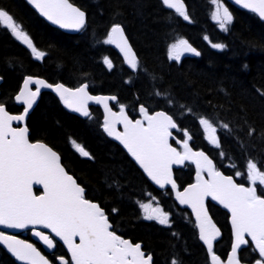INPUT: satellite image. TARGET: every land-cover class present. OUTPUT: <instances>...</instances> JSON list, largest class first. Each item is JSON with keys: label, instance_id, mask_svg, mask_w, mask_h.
Here are the masks:
<instances>
[{"label": "trees", "instance_id": "trees-1", "mask_svg": "<svg viewBox=\"0 0 264 264\" xmlns=\"http://www.w3.org/2000/svg\"><path fill=\"white\" fill-rule=\"evenodd\" d=\"M70 1L87 14L86 26L76 34L50 26L24 0H0V8L45 53L37 58L0 24V104L10 112L21 111L13 97L25 75L69 86L86 82L92 93L116 95L131 115L139 105L149 111H166L178 124L172 140L175 146L178 140H188L193 148L205 150L224 173H244L235 175L239 182L249 185V159L264 171V23L254 13L221 0L232 14L225 30L212 18L211 0H184L188 20L167 9L161 0ZM113 24L124 28L134 47L136 70L128 68L106 42ZM179 39L191 42L199 55L170 59L169 48ZM91 109V116L82 119L67 112L52 93L43 92L28 117L30 138L44 141L61 155L63 165L85 188V197L105 209L113 230L142 242L154 264H171L173 258L180 264H209L187 209L176 204L170 190L153 187L102 130L100 108ZM201 118L213 123L219 147L206 139ZM250 129H255L252 135ZM73 141L89 156L79 154ZM175 178L181 187L192 183V165L175 170ZM149 199L169 213L168 225L144 219L140 204ZM208 208L223 232L215 251L224 259L230 246L226 216L210 202ZM20 236L29 239L28 234ZM55 253L66 255L59 243ZM254 255L249 245L241 250L240 259L249 262ZM48 257L56 264L52 255ZM0 264L18 263L0 247Z\"/></svg>", "mask_w": 264, "mask_h": 264}, {"label": "snow or ice", "instance_id": "snow-or-ice-1", "mask_svg": "<svg viewBox=\"0 0 264 264\" xmlns=\"http://www.w3.org/2000/svg\"><path fill=\"white\" fill-rule=\"evenodd\" d=\"M211 2L216 5L212 18L219 20L220 27L226 30V25L232 21V14L220 3V0H211ZM235 2L264 18V0H235ZM28 3L32 4L41 15L63 28L80 30L85 27V12L69 3V0H28ZM162 3L174 9L185 20L189 19L183 0H162ZM0 24L10 29L17 39L27 45L34 56L42 58L45 55L36 49L29 35L22 30V26L16 23L13 16L3 8H0ZM106 42L116 44L124 54L126 62L133 69L137 68L136 55L128 44L120 24L112 25ZM212 47L223 48L224 45L213 44ZM181 51L199 55L187 40L180 39L170 46L169 58L178 61ZM104 63L109 69L112 68V63L107 57L104 58ZM33 82L52 87L43 80L33 81L32 77H27L20 94L16 96L18 101L24 100L27 104L24 114L9 115L4 105L0 104V225L19 229L29 225H43L51 229L67 245L72 264H153L152 255L146 256L140 243H132L117 235L104 209L85 198V189L72 175H69L61 164L60 156L52 148L44 143L30 142L26 127H12V121L24 120L40 91L39 88L34 92L29 90L28 86ZM87 88V84L76 89L66 88L63 84L55 85L64 104L82 112L85 116L89 115L86 110L88 100L104 103L105 109L113 118L105 119V131L121 141L147 176L157 185L164 187L166 184H171V187L176 189L171 166L181 164L188 159L196 160L197 183L189 185L182 192L177 191L176 197L181 204L190 205L195 212L199 238L207 245V251L211 254V264H221L220 257L213 252L212 243L220 232L205 208L206 197L219 201L231 212L235 242L232 244L227 264H241L237 250L241 245L249 243L244 238L245 234L251 237L259 256L264 258V171L258 168L257 163L251 159L247 162L246 176L250 186L238 184L232 176L217 171L212 160L203 152H193L187 140L183 141V154L169 144L168 137L172 134L169 129L177 127L172 116L165 112L149 115L148 110L141 106L143 120H131L125 115L124 105H120V113L117 116L108 109L106 101L109 98L89 96ZM111 99L116 98L111 97ZM116 122L123 123V132L116 131L114 126ZM200 124L209 132L208 139L219 147L213 123L209 119L201 118ZM223 128L228 129L229 125L223 124ZM254 131L255 129H250L248 134L252 135ZM72 143L83 156H89L81 145L75 141ZM205 168L209 180H204L201 176V171ZM235 175L239 177L244 173L237 171ZM34 185L42 186V194H34ZM258 190L261 194H258ZM140 208L144 210V219L156 220L161 225L169 224V213L161 208H153L151 203H141ZM33 230L49 248L54 247L53 239L49 235L35 228ZM77 237L79 243H76ZM0 243L6 245L21 261H28L29 264H50L34 245L14 236L0 232ZM58 259L62 264H69L64 257ZM171 264H180V262L173 258ZM255 264H264V259H257Z\"/></svg>", "mask_w": 264, "mask_h": 264}, {"label": "water", "instance_id": "water-1", "mask_svg": "<svg viewBox=\"0 0 264 264\" xmlns=\"http://www.w3.org/2000/svg\"><path fill=\"white\" fill-rule=\"evenodd\" d=\"M37 14H38V16L39 17H41L45 22H47L50 26H53V27H55V28H58L59 30H61L62 32H65V33H68V34H76V33H78L79 31H81V29L80 30H76V29H71V28H63V27H61L60 25H58V24H55V23H53L52 21H50V20H48L46 17H44L43 15H41L40 13H39V11L32 5V4H30V3H28V0H24ZM162 1V0H161ZM228 3H230V4H232L233 6H235L236 8H238V9H241V10H245V11H249V12H252V13H254L258 18H259V20L260 21H262L263 23H264V18H261L260 16H259V14L258 13H256V12H254V11H252V10H250V9H248V8H244L242 5H240V4H237L236 2H235V0H226ZM69 3H72L70 0H69ZM183 3H184V5H185V8H186V11H187V4L185 3V1L183 0ZM74 6H76V7H79V6H77L76 4H74V3H72ZM167 9H169V10H172V11H174V12H176L174 9H171V8H169V7H167L166 5H164ZM80 8V7H79ZM82 11H84L82 8H80ZM85 12V11H84ZM85 18H86V23H87V14H86V12H85ZM86 23H85V25H86ZM123 28V27H122ZM83 29V28H82ZM123 30H124V28H123ZM124 36H125V38L127 39V42H128V44L130 45V47L132 48V51L135 53V55H136V58H137V60H138V56H137V54H136V51H135V49H134V47L132 46V44H131V42H130V40H129V38L127 37V35H126V33H125V31H124ZM31 39V38H30ZM194 49H196V47L191 43V42H188ZM27 46V45H26ZM111 46H112V48L120 55V57L123 59V61L126 63V65L128 66V67H130L132 70H135V69H133L127 62H126V60H125V57H124V54L120 51V48L116 45V44H112L111 43ZM196 52H197V49H196ZM196 53H193V52H183V51H181V55H195ZM27 77H32L33 78V81H35V80H43L44 82H45V84H50V85H52V87H45V86H43V85H37V84H35L34 82L33 83H31V84H29V86H28V88H29V90L30 91H36V89L37 88H39L40 89V91H39V93H38V95L35 97V99L33 100V104H32V108L31 109H29V111H28V113L25 115V118H24V120H21V121H12L11 122V124H12V127L13 128H27L28 129V133H29V140H30V142H32V143H36V142H40V143H44V144H46L47 146H49L50 148H52L50 145H48L47 143H45V142H43V141H40V140H35V141H33V140H31L30 139V129L28 128V126H27V120H28V117H29V115H30V113L33 111V109L36 107V105H37V103H38V101H39V99H40V95H41V92H43V91H49V92H51V93H53L59 100H60V102H61V105L63 106V108L64 109H66L68 112H71V113H73V114H76V115H78V116H80V117H82V118H87L89 115H90V113H91V110H90V106H99L100 107V109L102 110V113H103V120H104V122H105V119L106 118H108V119H113L111 116H110V114H109V112L105 109V104L104 103H101V102H98L97 100H88L87 102H86V110L88 111V113H89V115L88 116H85V115H83V113L82 112H78V111H75L73 108H69L67 105H65L64 104V102H63V100L61 99V97H60V93L59 92H57L56 91V89H55V85H57V84H62V83H57V84H51V83H49L45 78H43V77H40V76H32V75H26L22 80H21V83H20V87H19V89H18V91L16 92V94L14 95V100H15V102L17 103V104H19V105H21L22 106V111L21 112H19V113H12V112H10L8 109H7V107L4 105V107H5V110L7 111V113L9 114V115H22V114H24V108L25 107H27V104L24 102V100H17L16 99V96L17 95H19L20 94V91H21V89L24 87V80L27 78ZM2 83H3V77L2 76H0V88H1V85H2ZM83 84H86V83H83ZM83 84H81V85H83ZM64 85V84H63ZM80 85V86H81ZM32 86H34V88H32ZM65 86V85H64ZM80 86H78V87H80ZM66 88H69V87H67V86H65ZM78 87H76V88H78ZM76 88H69V89H76ZM87 93H88V95L89 96H93V97H106V98H109V99H107V101H106V103H107V106H108V109H110L111 110V112L112 113H116L117 114V116H119V113H120V110H115V109H113L112 108V106H111V103L112 102H117V100H118V98H117V96H115V95H108V94H93V93H91L90 91H89V89L87 88ZM111 97H115L116 99H111ZM124 112H125V115H127L128 116V118L129 119H131L130 118V116L128 115V113L126 112V110H125V108H124ZM156 112H165V111H163V110H159V111H155V112H153V113H151V114H149V115H153L154 113H156ZM166 114H168L167 112H165ZM169 115V114H168ZM171 116V115H170ZM139 119V118H138ZM142 119H143V114H142ZM132 120V119H131ZM137 120V119H136ZM141 120V119H140ZM174 121V120H173ZM146 122V121H145ZM175 122V121H174ZM177 125V124H176ZM115 129H116V131L117 132H123L124 131V125H123V123H121V122H116L115 123ZM145 126H147V122L145 123ZM120 127V128H119ZM178 128V125H177V127L176 128H174V129H169V131L172 133L171 134V136H169L168 137V142H169V144H171V137H173V132H172V130H175V129H177ZM103 130H105L104 129V127H103ZM109 137L113 140V141H115L118 145H120L122 148H123V150L129 155V157L131 158V160L136 164V166L141 170V172L144 174V176L148 179V181L156 188V189H158V190H165V189H170L171 190V192H172V194H173V198H174V200L176 201V203L179 205V206H181V207H184V208H186L190 213H191V215H192V217H193V219H194V221H195V224H196V227H197V230H198V234H199V227H198V225H197V221H196V214H195V212L193 211V209H192V207L190 206V205H188V204H181L180 202H179V200L177 199V197H176V192L177 191H183L185 188H187L189 185H192V184H195V183H197V164H196V160L195 159H188V160H185L183 163H181V164H173L172 166H171V174H172V179L176 182V185H177V188L176 189H173L172 187H171V184H166V185H164V187H161L160 185H157L154 181H152L151 180V178L150 177H148L147 176V174L144 172V170H143V168L139 165V163L135 160V158L134 157H132L131 156V154L127 151V149L125 148V146L121 143V141H119V140H117L114 136H110L109 135ZM10 138V137H9ZM181 144V146L183 147V142H181L180 143ZM172 145V144H171ZM188 145H189V147L191 148V150L193 151V152H203L210 160H212L211 159V157L207 154V152L206 151H204V150H196V149H193V147L188 143ZM172 147H174V148H176L174 145H172ZM53 149V148H52ZM177 149V148H176ZM53 151H55L59 156H60V154L55 150V149H53ZM177 151H178V149H177ZM178 152H180V151H178ZM184 152V151H183ZM183 152H180L181 154H183ZM60 160H61V164L63 165V163H62V159H61V156H60ZM186 162H190V163H192L193 164V166L195 167V170H196V173H195V181L193 182V183H191V184H189V185H187V186H185V187H183V188H180L179 187V184H178V182L176 181V179H175V174H174V170L175 169H177V168H179V167H182ZM212 162H213V160H212ZM213 165H214V167H215V164H214V162H213ZM64 166V165H63ZM65 167V166H64ZM65 170L67 171V169L65 168ZM205 172V175L202 173V172ZM203 171H201V176H202V178L204 179V180H209L210 179V177H209V175H208V172H207V169L205 168ZM217 171H220L222 174H224V175H226V176H231V175H227V174H225V173H223L221 170H217ZM68 172V171H67ZM69 173V172H68ZM69 175H72L71 173H69ZM73 176V175H72ZM233 177V176H232ZM73 178L74 179H76L74 176H73ZM233 179L235 180V178L233 177ZM76 181H77V179H76ZM235 182H236V180H235ZM77 183H78V181H77ZM237 183V182H236ZM79 184V183H78ZM239 184V183H238ZM246 186V185H245ZM247 187V186H246ZM36 190H38L39 191V193H37L36 192ZM33 191H34V194H36V195H40V194H42V192H43V188H42V186H39V185H34L33 186ZM208 201H211L212 203H214V204H216L217 206H219L220 208H222L223 210H225L228 214H229V224H230V227H231V231H232V244L235 242V234H234V230H233V228H232V223H231V212L228 210V209H226L222 204H220L219 203V201H216V200H213L211 197H206L205 198V200H204V205H205V208L207 209V212H208V215H209V217L211 218V220H212V222L216 225V227L219 229V232H220V235L219 236H217L213 241H212V243H213V249H214V243H215V241H217L220 237H221V230H220V228L217 226V224L215 223V221L213 220V218H212V216H211V214H210V212H209V210H208V206H207V202ZM94 202V201H93ZM94 203H97V202H94ZM98 204V203H97ZM107 215V214H106ZM108 216V215H107ZM110 222V221H109ZM110 224L112 225V228H113V224L110 222ZM35 228V230H37V231H40V232H43V233H45V234H47V235H49L50 236V238H52L53 239V243H54V247H52V248H49L44 242H43V240H41L40 239V237H38L37 235H35L34 234V229ZM25 230H29L30 231V236H31V239H32V241H30V240H26V239H24V238H22V237H20L18 234L19 233H21V232H23V231H25ZM0 232H4V233H6V234H8V235H10V236H14V237H16L17 239H19V240H22V241H25V242H27V243H30V244H32V245H34L35 247H36V249H37V251H39L40 252V254L42 255V256H44L46 259H48L49 261H50V264H53L52 262H51V260L47 257V255L44 253V252H47V253H49V252H51V251H53L54 249H55V245H56V241H58V242H60L62 245H63V247L65 248V250H66V252H67V254H68V256H69V258H70V260H71V253H70V251H69V249H68V247H67V245L66 244H64V242L59 238V237H57L56 235H55V233H53L52 231H51V229H48V228H45L43 225H35V226H33V225H29L28 227H26V228H23V229H19V228H8V227H6L5 225H0ZM244 238L246 239V240H248L252 245H253V247H254V249H255V245H254V242H252L251 241V237L250 236H248L247 234H245V236H244ZM129 240V239H128ZM199 240H200V238H199ZM200 242L205 246V248L207 249V245L202 241V240H200ZM39 244L40 246H41V248H42V250L44 251H42L40 248H38L37 247V244ZM76 243H79V238L77 237L76 238ZM141 244V246H142V243H140ZM247 245V244H246ZM246 245H241V248L240 249H238L237 250V257H238V255H239V251L242 249V248H244ZM0 247L4 250V251H6L7 252V254H9L18 264H29V262L28 261H21V260H19L11 251H9V249L7 248V246L6 245H4L3 243H0ZM231 247H232V245H231ZM256 250V252L259 254V252H258V250L257 249H255ZM143 251V250H142ZM231 255V249H230V251L228 252V255H227V257H226V259H225V264H227V259H228V257ZM209 256H210V261H211V254L209 253ZM59 258V257H58ZM64 259L65 260H67L68 261V259L66 258V257H64ZM238 259H239V257H238ZM262 259H264V258H262ZM57 261H58V263L59 264H62V261H60L59 259H57ZM72 262V261H71ZM241 264H255V262L254 263H246V262H241Z\"/></svg>", "mask_w": 264, "mask_h": 264}, {"label": "flooded vegetation", "instance_id": "flooded-vegetation-1", "mask_svg": "<svg viewBox=\"0 0 264 264\" xmlns=\"http://www.w3.org/2000/svg\"><path fill=\"white\" fill-rule=\"evenodd\" d=\"M21 44V43H20ZM56 82H58V81H56ZM55 82V83H56ZM70 87H74V86H70ZM137 114H138V111H137ZM136 114H134V118L133 119H135V118H138L139 116H137ZM219 209V208H218ZM221 210V209H220ZM222 211V210H221ZM225 213V212H224ZM225 216H226V221H227V224H228V228H229V233H230V243H231V238H232V234H231V229H230V225H229V218H228V215H227V213H225ZM197 234V233H196ZM197 237H198V234H197ZM218 242V241H217ZM203 246V245H202ZM204 248V247H203ZM142 249L143 250H145L144 248H143V246H142ZM146 251V250H145ZM204 252H205V254H206V258H207V261H208V263H209V260H208V254H207V252H206V249H204ZM146 255H148V254H150L148 251H146V253H145ZM50 255H52L53 257H54V259H55V262H56V260H57V256H58V254L56 255V253H55V251H53L52 253H50ZM257 259H259V257H256V255L251 259V261L253 262V261H255V260H257ZM251 261H249V262H251ZM153 264H154V257H153ZM157 264H158V262H157ZM162 264H164V263H162Z\"/></svg>", "mask_w": 264, "mask_h": 264}, {"label": "rangeland", "instance_id": "rangeland-1", "mask_svg": "<svg viewBox=\"0 0 264 264\" xmlns=\"http://www.w3.org/2000/svg\"><path fill=\"white\" fill-rule=\"evenodd\" d=\"M220 3H222L225 7H227V5L223 2V1H221L220 0ZM216 11V5H214V12ZM215 22H217L218 24H219V26H220V21L219 20H215V19H213ZM10 30V29H9ZM26 32V31H25ZM10 33H11V35H12V32H11V30H10ZM180 40V39H179ZM179 40H177L175 43H177ZM205 134H206V136H207V138H208V136H209V132H207L206 130H205ZM215 135H216V133H215ZM141 203H151L152 204V207L153 208H155V207H157L155 204V201L153 200V199H149V200H144V201H142ZM141 210H142V213H143V217H144V215H145V213H144V210L141 208ZM158 222V221H157Z\"/></svg>", "mask_w": 264, "mask_h": 264}]
</instances>
